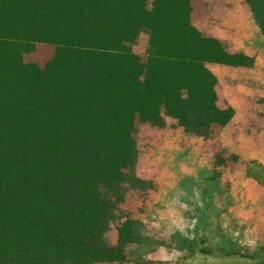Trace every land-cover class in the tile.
Instances as JSON below:
<instances>
[{"label": "trees", "instance_id": "trees-1", "mask_svg": "<svg viewBox=\"0 0 264 264\" xmlns=\"http://www.w3.org/2000/svg\"><path fill=\"white\" fill-rule=\"evenodd\" d=\"M61 2L0 0V227L9 241L0 238V264H26L24 257L47 264L121 260L103 240L94 211L110 208L123 191L114 186V140L129 130L121 106L128 97L124 43L132 26L150 25L139 72L142 108L162 104L200 137H207L214 110L209 92L216 80L208 65L218 63L220 52L211 51L222 46L191 27L182 0H155L150 15L142 0H75L64 56L49 66L50 129L39 133L27 93L18 88L17 41L25 35L42 42ZM34 3L28 28L22 10ZM186 90L197 94L191 104L183 102ZM233 254L252 257L247 250Z\"/></svg>", "mask_w": 264, "mask_h": 264}, {"label": "rangeland", "instance_id": "rangeland-1", "mask_svg": "<svg viewBox=\"0 0 264 264\" xmlns=\"http://www.w3.org/2000/svg\"><path fill=\"white\" fill-rule=\"evenodd\" d=\"M74 1L58 5L42 42L25 35L17 41L18 88L27 93L41 134L50 129L49 66L64 56ZM142 1L150 15L155 0ZM182 1L191 27L222 46L211 51L220 52L218 63L208 65L216 80L209 92L214 110L208 135L184 130L162 104L142 108L139 72L148 55L150 25L132 26L124 43L128 97L121 106L129 130L114 140V186L123 191L110 208L94 211L103 240L121 260L78 264L264 263V0ZM37 10L35 3L22 10L28 28ZM196 97L190 90L182 95L185 104ZM0 238L9 246L1 227ZM244 250L252 257L233 254Z\"/></svg>", "mask_w": 264, "mask_h": 264}]
</instances>
